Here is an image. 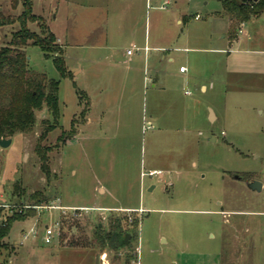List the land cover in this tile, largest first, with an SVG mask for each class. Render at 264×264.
Here are the masks:
<instances>
[{
	"label": "rangeland",
	"instance_id": "374dc122",
	"mask_svg": "<svg viewBox=\"0 0 264 264\" xmlns=\"http://www.w3.org/2000/svg\"><path fill=\"white\" fill-rule=\"evenodd\" d=\"M164 1L34 0L33 12L44 15L56 41L49 57L28 46V65L59 82L60 115L54 122L46 109L37 111L32 132L0 146V220L24 212L36 191L72 209H34L14 221L0 246V264H264V187L251 191L246 185L264 183L262 87L225 72L233 31L223 0H169L158 8ZM22 11L23 0H0L5 16L16 19ZM40 24L28 26L43 36ZM19 28L16 20L1 28L0 46ZM244 29L257 47L264 40V13ZM146 42L162 48L151 51L148 62L143 51H134L137 62H129L127 50L148 47ZM59 54L71 75L55 66ZM132 68L134 79L127 83ZM110 74L118 77L111 83ZM81 93L92 98L88 110ZM86 118L90 122L81 126ZM73 119L79 133L60 139ZM44 120L56 127L40 140ZM38 142L46 148L49 181ZM152 170L161 173L150 176ZM123 215L131 249L68 245L92 242L97 226L107 229L110 217ZM136 218L141 225L133 235ZM58 219L76 225L62 229L61 223L59 237L45 244L44 226ZM34 224L39 238L24 241L22 232Z\"/></svg>",
	"mask_w": 264,
	"mask_h": 264
},
{
	"label": "trees",
	"instance_id": "16d2710c",
	"mask_svg": "<svg viewBox=\"0 0 264 264\" xmlns=\"http://www.w3.org/2000/svg\"><path fill=\"white\" fill-rule=\"evenodd\" d=\"M250 4L239 3L237 0H223L224 13L229 15L234 37L240 29V25L248 21L252 16H259L264 13V0L253 1ZM34 0H23V11L16 19L5 16L0 12V29L6 25H10L15 20L19 22V30L13 32L8 44L0 46V139L12 138L17 134H28L37 126L36 112L46 109L54 122L58 121L59 112V82L49 78L47 74L35 71L28 65L26 48L30 45L38 46L47 57L53 52L56 38L49 31L42 16H37L33 12ZM40 22L42 34L38 35L33 32L29 26V22ZM63 54L53 58L54 64L62 75H71L66 71ZM86 96V97H85ZM80 94V100L83 104L84 97L86 98V109L88 110L90 100L87 95ZM85 109V108H84ZM83 109V113L84 112ZM85 109V111H86ZM43 128L39 139L44 140L49 132L56 127V123L43 121ZM72 130L65 134L63 133L60 139L72 138L77 134L74 127L75 121L72 120ZM40 157L41 169L50 180L51 173L47 166L48 156L46 148L42 147L38 142L35 148ZM243 176V175H241ZM243 181L246 177L243 176ZM249 182V181H246ZM49 197L40 191H36L30 195V206L24 212H12V214L4 220H0V246L5 237L10 233L12 223L16 220H23L27 216H32L35 211L32 206L48 203ZM45 203V204H46ZM127 216H112L108 220V228L97 226L93 234L92 242H70L68 245L73 247H83L90 245L100 250L120 251L124 248L131 249L130 242L125 243V236L128 233L126 225L129 224ZM62 229L65 225H76L72 220L62 219ZM141 218H136L131 224V233H138L141 225Z\"/></svg>",
	"mask_w": 264,
	"mask_h": 264
},
{
	"label": "crops",
	"instance_id": "0c3cea01",
	"mask_svg": "<svg viewBox=\"0 0 264 264\" xmlns=\"http://www.w3.org/2000/svg\"><path fill=\"white\" fill-rule=\"evenodd\" d=\"M148 5H149V3H148ZM53 11H52V13L57 14V12H58L57 7L54 8ZM47 13H49V10H47ZM40 16H42V15H40ZM54 16H57V15L54 14L53 17ZM177 22H180V20H178ZM240 27L241 28L239 29L238 32L242 36H239L238 33L234 37L230 36V38H231L230 40L233 43V46H232V44H230V46H232V47L226 52L227 56L225 57V64H226L225 65V72L228 75L229 74L244 75V76H247L248 78H250L251 80H253L255 82L258 81L259 85L262 87L261 93L263 94V106H264V40H258L257 41V43H258L257 47L250 46L249 41H252V36L249 35V33L244 29L245 22L242 23ZM57 39L60 41L59 38H57ZM147 39H148V37H147ZM147 43L148 42H146V46H148V50H145V48H144L145 46H144V47H141L135 51H137V52L143 51L145 59L148 62V61H150L151 57L153 56V54H151V51L160 50L162 47H160V45H155V44L149 46V45H147ZM222 52H225V49H223ZM105 58H108V57L105 56ZM128 60H129V62H132V63L137 62L136 61L137 58H134V53H133V55H128ZM170 60H173V58L171 57ZM152 70H153L152 71L153 77H152L151 81H152V86L155 87V84H156L155 81L158 80L157 70L153 69V68H152ZM180 72H185V71H180ZM134 73H135L134 69L126 72L124 79L126 80L127 83H130V81L132 79H134ZM110 76L111 77H108L110 80V83L113 82V80L118 78L116 76V74H110ZM119 79H120V77H119ZM100 86H104V85L101 84ZM203 88L206 89V86H203ZM88 97L90 100V104H89L88 109H90L93 103H92V98L90 96H88ZM213 115H214V118L216 121L217 117L214 113H213ZM211 120H213V119L211 118ZM89 122H90V120L86 118L85 122L81 126L86 125ZM77 133H79V130ZM152 171H155V170H152ZM156 172H158V170ZM242 180H239V181H242ZM246 185H247V182H246ZM154 186H156V184L151 185L149 190H151L152 187H154ZM263 187H264V183L262 185V189H263ZM248 189L251 190L249 187H248ZM99 190L102 193L105 192V189L102 187H100ZM251 191H253V190H251ZM208 198L209 197L206 196L205 200L208 201L209 200ZM195 199H196V196H194L191 200L195 201ZM129 210L137 211V210L128 208L127 211H129ZM140 210H138V211H140ZM208 212H209V210H208ZM164 241H166V239H164Z\"/></svg>",
	"mask_w": 264,
	"mask_h": 264
},
{
	"label": "built area",
	"instance_id": "2783aa9c",
	"mask_svg": "<svg viewBox=\"0 0 264 264\" xmlns=\"http://www.w3.org/2000/svg\"><path fill=\"white\" fill-rule=\"evenodd\" d=\"M169 0H165L161 5L158 6V8L160 9H165L166 5L169 4ZM148 7L151 8L150 5H148ZM196 19H199L200 17L197 15L195 16ZM139 48L136 45H132L131 48H129L127 50V55H133L135 50H138ZM145 50H148V47H145ZM185 67H180V71H185ZM161 172L158 171H151L149 174L150 175H154V174H160ZM58 202H48L46 204H42V205H34L32 206L34 209H37L40 212L43 211H51V210H60L61 214L63 213H67V211H69L70 209H72L71 207H67V206H62V204L60 203L59 199ZM30 206V205H29ZM27 206V207H29ZM79 209V207H78ZM76 210V209H75ZM73 213H75V211H73ZM61 222L59 219L55 221L54 224H48L45 225L41 234V239L43 240V242L45 244H50L54 241V238L59 237L60 235V225ZM22 236H23V240H29L31 238H39L40 236V229L39 226L37 224H34L33 226H31L28 230L23 231L22 232ZM21 243H23V241H21Z\"/></svg>",
	"mask_w": 264,
	"mask_h": 264
},
{
	"label": "water",
	"instance_id": "95a60500",
	"mask_svg": "<svg viewBox=\"0 0 264 264\" xmlns=\"http://www.w3.org/2000/svg\"><path fill=\"white\" fill-rule=\"evenodd\" d=\"M253 1H257V0H253ZM12 139L13 138H1L0 139V146L1 147L9 146L11 144V142H12ZM235 178L238 179V180H242L243 176H241L239 174H236ZM262 185H263V183L261 181H259V180H252L250 182H247V186L253 191H260L262 189ZM129 237H130V234L127 233L126 236H125V240H126L125 243L126 244L129 243ZM130 246H132V244H130ZM97 258H98V256H97Z\"/></svg>",
	"mask_w": 264,
	"mask_h": 264
},
{
	"label": "flooded vegetation",
	"instance_id": "af4514ba",
	"mask_svg": "<svg viewBox=\"0 0 264 264\" xmlns=\"http://www.w3.org/2000/svg\"><path fill=\"white\" fill-rule=\"evenodd\" d=\"M235 177V176H234Z\"/></svg>",
	"mask_w": 264,
	"mask_h": 264
}]
</instances>
